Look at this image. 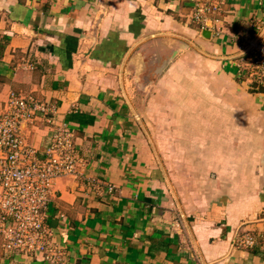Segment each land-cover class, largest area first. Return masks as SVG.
<instances>
[{
  "label": "crops",
  "instance_id": "obj_1",
  "mask_svg": "<svg viewBox=\"0 0 264 264\" xmlns=\"http://www.w3.org/2000/svg\"><path fill=\"white\" fill-rule=\"evenodd\" d=\"M225 8L222 34L205 37L188 0H0V107L11 92L52 103L84 164L80 179L56 180L48 210L63 264H264V249L234 243L238 232L264 233V88H252L233 43L264 23V0ZM180 44L153 101L158 117L171 102L174 126L187 124L188 181L198 184L182 206L125 88ZM51 127L39 122L29 143L43 147ZM87 179L114 190L96 194ZM0 264L45 263L0 250Z\"/></svg>",
  "mask_w": 264,
  "mask_h": 264
},
{
  "label": "built area",
  "instance_id": "obj_2",
  "mask_svg": "<svg viewBox=\"0 0 264 264\" xmlns=\"http://www.w3.org/2000/svg\"><path fill=\"white\" fill-rule=\"evenodd\" d=\"M190 20L199 28L221 35L218 24L225 18L228 0H188ZM250 30L233 38L237 53L243 52L241 70L252 88H264V23L253 21ZM245 51V52H244ZM56 108L30 94L11 92L0 107V250L4 256L27 255L45 264H63L64 250L53 238L48 210L56 180L62 176L80 179L82 159L73 128L55 120ZM41 122L53 125L45 145L29 143L28 133ZM89 191L111 194L113 186L87 179ZM238 247L264 249V233L238 232Z\"/></svg>",
  "mask_w": 264,
  "mask_h": 264
},
{
  "label": "rangeland",
  "instance_id": "obj_3",
  "mask_svg": "<svg viewBox=\"0 0 264 264\" xmlns=\"http://www.w3.org/2000/svg\"><path fill=\"white\" fill-rule=\"evenodd\" d=\"M181 57L184 61H187V57H185L184 54H182ZM150 65L151 68L145 78L135 80L130 78L128 82H131L125 88L130 92L132 98L135 99L130 101L133 106L132 112L138 115L137 119L140 122L143 133L149 141L154 158L164 172L167 193L177 204L182 206L183 203H187V197L191 194L190 189H193L196 183L198 184V182L193 183L188 181L189 165L185 164L188 160V148H185L183 144V140L186 139L183 134L184 131H188V128L187 124L186 128L184 127L183 122L182 126L178 127V121H176V125L178 126H174L172 122L174 118L173 116H169L170 110L168 109H172L171 102H161V104L165 106V116L158 117V114L163 112L162 107L156 110L158 102L153 101V99L157 92L162 93L163 91H167V89L162 85L156 86L159 75L155 77V75H157L155 73L156 68H152V63H150ZM164 73L165 72H163V74ZM132 75L135 76V73H132ZM177 75V77H180L178 80L180 83L185 76H188V72L181 67L178 69ZM180 86L184 89H188V87L183 84H180ZM137 98L139 99L136 100ZM147 108L150 111V115L144 117L139 116L141 112L146 114L148 111ZM182 119L186 120L187 118ZM175 130L177 133H174ZM174 173H176L177 176L186 174L182 175V178L185 179H182L181 183L179 181L175 183L172 177ZM192 185L193 187H191ZM183 195H186V197Z\"/></svg>",
  "mask_w": 264,
  "mask_h": 264
},
{
  "label": "water",
  "instance_id": "obj_4",
  "mask_svg": "<svg viewBox=\"0 0 264 264\" xmlns=\"http://www.w3.org/2000/svg\"><path fill=\"white\" fill-rule=\"evenodd\" d=\"M202 35L205 36V37H209V35H210V31L207 30V29H203V30H202ZM183 48H185L184 44H180L179 48L174 49V50L170 53V55L167 56V57L165 58V61H164L163 65H162V67L158 68V69L155 71V73L157 74V75H155V77H157V76L161 73V71L164 70V68H165V67H166V66L172 61L173 57L178 53V51H180V50L183 49ZM244 52H245V51H244ZM242 53H243V52H241V53H237L236 55H234V57H235V56H239V55H241ZM152 83H153V81H152Z\"/></svg>",
  "mask_w": 264,
  "mask_h": 264
}]
</instances>
